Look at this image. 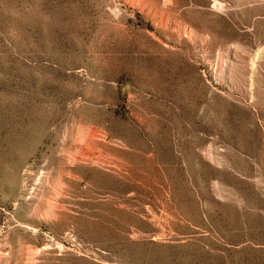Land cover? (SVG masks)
<instances>
[{
    "label": "rangeland",
    "instance_id": "1",
    "mask_svg": "<svg viewBox=\"0 0 264 264\" xmlns=\"http://www.w3.org/2000/svg\"><path fill=\"white\" fill-rule=\"evenodd\" d=\"M0 264H264V0H0Z\"/></svg>",
    "mask_w": 264,
    "mask_h": 264
}]
</instances>
